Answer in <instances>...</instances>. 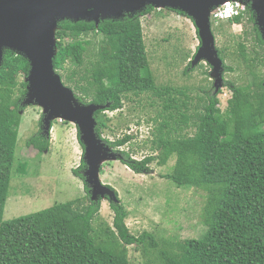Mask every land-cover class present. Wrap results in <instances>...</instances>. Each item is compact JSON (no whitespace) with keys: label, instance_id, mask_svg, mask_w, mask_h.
<instances>
[{"label":"trees","instance_id":"obj_1","mask_svg":"<svg viewBox=\"0 0 264 264\" xmlns=\"http://www.w3.org/2000/svg\"><path fill=\"white\" fill-rule=\"evenodd\" d=\"M151 12L153 8L147 7L142 15ZM245 20L249 29L237 46L250 82L238 85L223 79L232 94L225 111L219 100L224 87L216 91L213 84L194 97L187 87L156 84L148 72L144 30L137 15L102 21L99 28L95 23L63 21L56 34L54 68L63 84L82 104L105 108L95 115L101 139L111 122L106 112L122 111L126 102H142L143 97L157 110L152 120L158 124L149 147L152 154L143 160L120 152L133 140L131 135L102 141L138 175L147 174L155 162L168 167L175 159L166 178L178 188L204 192L201 223L206 230L199 239L173 236L161 241L149 232L136 237L126 225L128 212L120 202L112 205L113 227L96 230L101 201L91 199L87 185L84 199L4 222L27 94V84L21 79L31 69L26 58L6 51L0 70V264H131L128 247L133 246L147 256L155 251V262L149 260L153 264H264V74L254 64L264 66V53L247 56V44L262 49L264 39L250 6L225 22L233 26ZM211 23L214 35L222 31L223 22ZM218 52L224 73H233L234 68L226 64L230 56L226 49ZM194 68L190 62L184 77ZM27 146L44 153L49 143L36 136ZM84 169L83 160L74 174L85 180ZM25 170V165L19 166L20 172ZM108 188L119 201L117 192Z\"/></svg>","mask_w":264,"mask_h":264},{"label":"rangeland","instance_id":"obj_2","mask_svg":"<svg viewBox=\"0 0 264 264\" xmlns=\"http://www.w3.org/2000/svg\"><path fill=\"white\" fill-rule=\"evenodd\" d=\"M152 8L153 12L149 15H134L140 17L143 25L150 62L148 72L154 75L158 86L187 87L193 91L192 96L202 95L200 89L210 88L214 84L211 78H207L212 68L201 62L188 77L183 75L201 46L195 23L188 16L179 15L177 11ZM223 24L222 31L215 34L216 46L218 49H226V53L230 55L226 64L232 66L235 71L223 73L222 79L246 85L250 82V77L247 76L245 65L239 58L237 43L243 41L244 38L240 40V36L244 35L246 28L249 29V25L246 20L243 25L232 26L228 22ZM93 50H96L95 47ZM256 52L263 55L264 47L261 49L248 43L247 56L255 58ZM91 59L92 57L87 61ZM254 64L257 65L256 71L264 74V66H259L257 62ZM21 81H25V77H22ZM222 91L219 100L221 109L225 111L232 94L225 87ZM142 100L126 102L122 111L106 112L111 122L108 124L109 130L102 135V139L111 142L126 135L133 136V140L121 148L120 152L130 153L137 161L152 154L149 147L158 125L152 121L157 110L150 107L147 97ZM23 108L4 222L87 197L85 180L74 174L82 165L85 154L78 126L58 120L53 122V127L46 132L44 109L34 105ZM210 130L214 132L215 127L210 125ZM191 135H194L193 132ZM36 136L49 143V148L44 153H40L35 147L27 146ZM116 156L115 160L101 166L100 180L104 186H110L117 192L119 201L116 202L107 196L98 199L101 201V212L94 222L96 230L113 227L115 212L112 205L120 202L128 212L126 225L136 237L144 232L153 234L161 241L173 236L179 240L202 237L206 230L201 223V214L206 203L204 192L178 188L166 178L171 173L169 166L175 165V159L168 162V167L159 166L155 162L147 174L138 175L123 164L118 153ZM22 164L27 169L25 172L19 171ZM128 253L131 264H153L149 263V260L155 262V256L158 255L152 251V254L147 256L143 249H136L134 246L128 247Z\"/></svg>","mask_w":264,"mask_h":264},{"label":"water","instance_id":"obj_3","mask_svg":"<svg viewBox=\"0 0 264 264\" xmlns=\"http://www.w3.org/2000/svg\"><path fill=\"white\" fill-rule=\"evenodd\" d=\"M234 1L250 5L264 39V0H0V70L8 50L26 58L31 69L25 79L27 94L22 106L44 109L46 132L58 120L78 126L85 153V182L93 201L107 196L118 202L115 192L100 180L101 166L117 156L96 132L95 115L105 108L79 102L55 71L59 23L88 22L99 28L102 21L122 20L126 15L142 13L147 7L181 12L193 20L201 41L192 66L207 63L212 68L210 77L214 88L219 91L224 87V66L216 46L211 16L215 9Z\"/></svg>","mask_w":264,"mask_h":264},{"label":"built area","instance_id":"obj_4","mask_svg":"<svg viewBox=\"0 0 264 264\" xmlns=\"http://www.w3.org/2000/svg\"><path fill=\"white\" fill-rule=\"evenodd\" d=\"M247 9V4L240 2V1H234L229 2L217 9H215L212 13V19L214 21H224L231 17L237 16L241 14L242 12H245Z\"/></svg>","mask_w":264,"mask_h":264},{"label":"clouds","instance_id":"obj_5","mask_svg":"<svg viewBox=\"0 0 264 264\" xmlns=\"http://www.w3.org/2000/svg\"><path fill=\"white\" fill-rule=\"evenodd\" d=\"M248 6H250V5L247 4V7H248ZM239 15H240V14H239ZM239 15H237V16H239ZM234 17H236V16H234ZM234 17H231V18H234ZM211 18H212V17H211ZM231 18H229V19H231ZM229 19H227V20H229ZM227 20L220 21V22H225V21H227ZM212 21H213V19H211V22H212Z\"/></svg>","mask_w":264,"mask_h":264},{"label":"bare ground","instance_id":"obj_6","mask_svg":"<svg viewBox=\"0 0 264 264\" xmlns=\"http://www.w3.org/2000/svg\"><path fill=\"white\" fill-rule=\"evenodd\" d=\"M52 32L55 30V24L51 27Z\"/></svg>","mask_w":264,"mask_h":264}]
</instances>
